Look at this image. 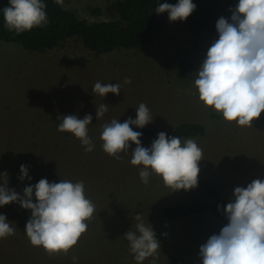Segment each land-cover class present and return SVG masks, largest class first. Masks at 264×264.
Instances as JSON below:
<instances>
[{
	"label": "rangeland",
	"instance_id": "obj_1",
	"mask_svg": "<svg viewBox=\"0 0 264 264\" xmlns=\"http://www.w3.org/2000/svg\"><path fill=\"white\" fill-rule=\"evenodd\" d=\"M112 1L64 0V7L88 22H101L111 19L106 9ZM158 16L168 23L167 31L154 46L142 52L117 51L97 56L84 49L80 42L71 40L56 50L37 53L26 51L15 44L0 42V183H3L2 174L6 172L8 188L23 195L25 187L36 184L40 179H47L50 183H58L61 179L72 182L82 180L86 196L95 204L93 216L86 221L88 230L77 245L67 255L60 253L52 256L42 246H32L26 236V224L31 218V210L15 202L0 207V214L6 215L16 229L14 235L0 239V264H137L130 252L129 242L123 236L132 227L134 230V218L140 214L146 224L149 222L152 225L160 242V250L154 257L143 261V264H203L200 247L211 235L219 234L220 227H223H219L213 219L211 221L208 215L191 217L177 225L169 226L164 222L160 208L166 201H209L198 185L190 190L172 191L155 174L149 177V183L145 185L139 177L142 166H133L127 161L118 164L117 159L103 149L95 157V167L103 168L100 173L94 167L81 170L69 162L71 151L65 148L64 134L58 131L57 123L59 117L66 116L60 101H64L69 109L74 110L76 107V95L71 93V88L67 87L66 91L61 89L69 80L65 68L71 65L77 72H84L89 64L116 65V62L123 70L140 72L142 78L144 76L145 79L162 84L159 87L158 84L146 85L143 80L138 82L140 92L136 95L151 99L145 100V104L154 115L152 117L169 116L181 111L183 116L179 115L183 120L208 123L206 135L195 140L204 154L199 165L201 171L198 181L211 179L229 201L232 202L236 187L246 188L255 179L264 180V120L259 117L253 121L252 127H239L235 122H226L212 109L204 107L194 87L196 73L206 58L207 50L219 36H192L183 25L171 22L167 12ZM78 66L85 67L79 70ZM75 68L72 70L75 71ZM26 70L36 75L39 73L40 80L52 88L31 79L28 73H24ZM76 92L78 104L88 105L82 115H92L90 125L99 136L103 124L112 119H120L117 111L108 109L103 118L97 120L96 108L104 102L96 97L91 101L89 94L80 92L78 88ZM165 97L170 103L160 102ZM27 98L30 102L23 100ZM183 100V103L176 105ZM174 102L176 104H172ZM33 104L37 110L21 111L22 106L32 110ZM133 110L135 114L136 108ZM46 114L51 117L48 122L41 117ZM22 116L33 117L39 123L38 140L42 142L37 150L39 154L34 152L31 156L26 140L21 138V132L28 131L26 125L21 129V121L15 123V130H9V124L13 123L6 118ZM131 127L134 131L138 129L135 125ZM10 139L16 140V143L10 144ZM53 139L62 143L66 154L51 146ZM21 165L28 166L31 179H19L22 175ZM73 175L76 180H73ZM126 176L134 183L127 189L121 186V180ZM113 180V189L103 185ZM170 195L171 199L167 200ZM137 201L139 206L135 208ZM33 202H36L35 194ZM73 256L77 258L75 261Z\"/></svg>",
	"mask_w": 264,
	"mask_h": 264
},
{
	"label": "clouds",
	"instance_id": "obj_2",
	"mask_svg": "<svg viewBox=\"0 0 264 264\" xmlns=\"http://www.w3.org/2000/svg\"><path fill=\"white\" fill-rule=\"evenodd\" d=\"M54 2L63 4V0ZM46 7L44 0H9V5L2 9L5 29L20 35L47 26ZM196 7L193 0H178L175 5L158 3L155 12H167L171 22L186 21ZM230 11V21L220 17L216 23L219 38L208 48L196 73L194 87L206 109H212L226 122L252 127L253 121L264 113V0H239ZM123 83L130 84L131 79L126 77ZM121 88L120 83L96 82L93 93L101 97L108 93L119 96ZM107 111L108 105L100 104L96 108L97 120ZM58 119L59 132L73 134L85 146L86 152L93 151L94 144L88 135V126L93 120L91 114L83 119L76 115ZM152 121L150 109L142 102L136 107L135 119L129 117L123 123L112 119L103 124L100 133L103 151L119 160L121 153H129L131 143H134L136 147L130 152V163L142 166L139 177L145 185L155 174L172 191L196 187L200 161L204 159L203 150L192 138L182 141L179 136L169 137L165 132L158 133L151 147L142 146V132L134 131L131 126L142 129ZM20 171L21 181L31 179L28 166L21 165ZM2 178L0 207L15 202L31 210L25 231L31 245L42 246L49 256L67 255L87 232L86 221L95 212V204L86 196L84 182L61 179L58 183H50L40 179L25 187L20 195L15 189L8 188L6 172ZM33 194L36 202H33ZM223 211L227 224L200 247L203 264H264V180L255 179L246 188L236 187L232 202ZM134 219V230L132 227L123 237L129 242L137 264H143L160 250V242L142 214ZM12 224L6 215L0 214V239L15 234ZM72 259L77 258L73 256Z\"/></svg>",
	"mask_w": 264,
	"mask_h": 264
},
{
	"label": "trees",
	"instance_id": "obj_3",
	"mask_svg": "<svg viewBox=\"0 0 264 264\" xmlns=\"http://www.w3.org/2000/svg\"><path fill=\"white\" fill-rule=\"evenodd\" d=\"M44 3L47 5L46 13L49 19L48 25L42 28H34L31 31L16 35L15 32H9L4 27L2 9L9 5V0H0V42L15 44L26 51L37 53H46L48 51L56 50L71 40L80 42L84 49L97 56H105L117 51H147L154 46L158 40H160L161 35L166 33L168 28V23L161 19L155 12L158 3H170L175 5L178 3V0H113L106 9L111 19L108 21L92 23L81 19L75 13L66 10L64 7V0L62 5H57L54 0H44ZM193 3L197 5L196 10L187 18V20L175 22L179 25H183L192 36L200 38L203 34L213 37L218 36L216 30L218 19L224 17L230 21L232 15L230 9L235 8L239 3V0H193ZM115 64L116 65L109 63L89 64L86 65L87 70L84 72H77L73 65L65 68V75L69 80L62 85L61 89L66 91L67 87H69L71 88V93L73 94L74 92V95H76V97H74V104L76 105L74 110H72V108L69 109V106L66 107L64 101L59 100L66 115H76L80 119L84 118L82 111H84L85 108H88V105L82 106L78 104L79 102L77 101L79 98L77 97L76 92L78 88L80 92L89 94L91 101L96 97L108 105L109 110L112 109L117 111L120 115V121L125 122L129 117L133 119L136 118V113H133V108L138 107L142 102L146 103L145 100H151L144 96L138 95V97L136 95V93L140 92L137 88L140 84L138 82L143 80V83H146V85H156L158 83L145 79L144 76L142 78L140 72L135 73L134 70H123L121 67L117 66L119 65L118 63L115 62ZM20 67L22 72V63ZM78 67L79 70H82L85 66ZM73 68H75V71L72 70ZM24 73H28L31 79L42 82L50 89L52 88L48 83L40 80L39 73L36 75L35 72L29 70H26ZM126 77L131 79L130 84L123 83ZM180 80L182 81V79ZM96 82H101L103 84L120 83L122 88L119 96L114 93H108L105 97L99 95L95 96L93 93V85ZM132 86L136 87L131 88ZM133 93L134 95H132ZM166 98L167 97L163 98V101L160 102L166 104L170 103L166 101L168 100ZM23 100L25 102H30L29 98ZM184 101L185 100L180 101L179 104H176L175 102L172 104L180 105ZM69 102L71 103V101ZM11 104H9L10 107ZM32 106V110H28L22 106L21 111L30 112L35 111V109L37 110L35 104ZM6 109L7 104L4 107V111H6ZM179 113L183 116V113L179 111L178 113L169 116L153 117V121L147 124L144 128L136 129L135 131L142 132V146L146 148L151 147L152 141L158 138V133L160 132H165L169 137L179 136L182 141L187 138L196 140L198 138H203L206 135L208 123L201 121L195 122L193 119L183 120ZM36 114L38 115V113ZM151 115L154 116L153 114ZM41 117L47 122L51 120L49 114ZM260 118L264 120V113L261 114ZM6 119L13 123L9 124L7 122L11 127L9 130H15L14 126L18 121H21V129H24L26 125L25 128H28V131L25 133L21 132V138L26 140V145L29 146L31 156H33L32 154L34 152L37 154V150L42 145V142L38 140L40 136L37 132L39 124L37 120L30 116H22L21 118L8 117ZM4 121L6 122V120ZM63 134V141L66 143L65 148L71 151V160H69V162L81 170H87L90 167H94L96 172L100 173L103 168L95 167V157L101 153L103 142L95 129H93L91 125L88 126V135L94 144V149L91 152H86L85 146H83L80 140L73 134L68 132H63ZM10 140V144H12V142L14 144L16 143V140ZM51 146H54L58 152L62 150L61 153H65L63 152L64 146H62V143L59 140L53 139ZM135 147L136 145L131 143L129 153H121L122 158L117 160V163L120 164L123 161L130 163V152L133 151ZM41 159L45 160L42 157ZM73 180H76L75 175H73ZM114 182L115 180L107 181L103 183V185L113 189ZM121 183V186L125 189L134 185L133 180L128 178V176H126L124 180H121ZM198 186L203 190L209 201L194 200L188 203H173L171 202L172 200L168 202L166 201L160 208V213L165 223L169 226L173 224L177 225L184 221H188L191 217L208 215L211 221L213 219L219 224V227L227 224L226 215L223 209H225L226 205L231 201L225 197L211 179H200L198 181ZM171 197L172 196L170 195L167 200H170ZM138 206L139 203L137 201L135 208Z\"/></svg>",
	"mask_w": 264,
	"mask_h": 264
}]
</instances>
